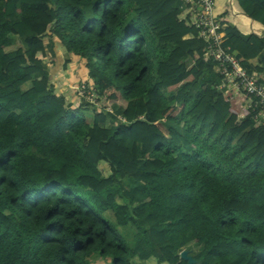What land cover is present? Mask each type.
Listing matches in <instances>:
<instances>
[{
    "label": "trees",
    "instance_id": "trees-1",
    "mask_svg": "<svg viewBox=\"0 0 264 264\" xmlns=\"http://www.w3.org/2000/svg\"><path fill=\"white\" fill-rule=\"evenodd\" d=\"M234 3L264 29V0ZM181 6L0 0V264H189L179 252L192 242L200 264H264V125L244 97L214 89V63ZM226 36L244 67L264 71L250 63L264 36L231 23ZM46 37L114 113L66 107Z\"/></svg>",
    "mask_w": 264,
    "mask_h": 264
},
{
    "label": "built area",
    "instance_id": "built-area-1",
    "mask_svg": "<svg viewBox=\"0 0 264 264\" xmlns=\"http://www.w3.org/2000/svg\"><path fill=\"white\" fill-rule=\"evenodd\" d=\"M181 17L190 20L198 31V39L206 43L205 54L214 63V89L244 97L245 108L250 112L254 125H264V71H249L240 63L236 51L225 44L229 23L217 11L215 0H182ZM76 91L84 106L114 113L111 107H103L92 82L78 83ZM118 117L125 121L122 116Z\"/></svg>",
    "mask_w": 264,
    "mask_h": 264
},
{
    "label": "rangeland",
    "instance_id": "rangeland-1",
    "mask_svg": "<svg viewBox=\"0 0 264 264\" xmlns=\"http://www.w3.org/2000/svg\"><path fill=\"white\" fill-rule=\"evenodd\" d=\"M130 2H133V0H129ZM226 6V10L229 12V15L227 16V19L229 20V22L232 25H235L231 22V17L234 19V15H233V11H239L238 8L236 7L235 3L230 4V1L228 0L225 3ZM138 17V16H137ZM139 18V17H138ZM138 20V19H137ZM141 23H143L144 25L147 26V22L144 19L139 18V20ZM53 39V40H52ZM46 43L48 45V49H49V53L52 50L56 51V55L58 57V60L55 61L56 64L53 62L52 66L51 65V61L50 60H46L45 63L47 65V69H49V71L51 69L55 70V72L57 73V76H52L51 79V83L53 85V90L55 92V94L60 95V96H65L66 99V107H70V108H77L80 105H83V102H81V100L78 99V94L76 91V86L78 85V83H82V82H88L89 84L91 83L90 79L86 78L87 76V71L85 69L82 68L80 62H77V59H73V60H69V58L71 57V53L67 52V50L65 49V47H63L62 45L59 44V42L54 39V38H50V37H46ZM18 41L15 38H10V46L6 48V51H12L17 47ZM50 61V62H49ZM52 75V73H51ZM207 78H213V74H206L204 79ZM76 80H78L77 82H75ZM75 82V83H74ZM201 84V82L197 83V86H199ZM31 86V82H27L24 86H23V90L29 88ZM196 86V88H197ZM195 91V90H194ZM66 93H69L70 96H66ZM195 98L191 101V103L189 104L188 108H191L194 103H195ZM88 109L86 112L87 118L89 121H92V117H93V110ZM190 119V118H189ZM192 122H194L197 126L200 127V124L195 122L193 119H190ZM104 174L106 175L107 172L105 171ZM122 185H124L126 188H133L137 185H139L138 182L132 180V179H123L121 180ZM108 216V215H107ZM110 217V216H108ZM120 230V232L122 234H124L126 237H128L129 239H132L133 237V229L129 226H119L118 228ZM184 249H187L190 251L191 255H195L199 252V250L201 249L199 246H197L195 243H189L188 245L185 246ZM135 262L136 264H143V261L136 259L135 258ZM102 260L99 258H96L94 260V264H102Z\"/></svg>",
    "mask_w": 264,
    "mask_h": 264
},
{
    "label": "crops",
    "instance_id": "crops-1",
    "mask_svg": "<svg viewBox=\"0 0 264 264\" xmlns=\"http://www.w3.org/2000/svg\"><path fill=\"white\" fill-rule=\"evenodd\" d=\"M228 0H215V3H216V7H217V11L219 13H222L223 15V18H225V16H228L229 12L226 10V6H225V3L227 2ZM230 1V4H233L234 3V0H229ZM233 11V15H234V19L231 17V22L233 24H235V26H237L240 31L242 32V34L247 37L249 36L252 32H256L258 33L259 35H262L264 36V29L263 27L261 26L260 23L258 22H254L253 20L247 18L242 12L240 11ZM230 15V14H229ZM231 16V15H230ZM50 60V58L48 59ZM51 61V60H50ZM49 61V62H50ZM52 66V62H50ZM250 63L253 65V66H260V67H264V51L262 53V57H257V58H254V59H251L250 60ZM56 64V63H55ZM61 70V69H60ZM58 72H53L52 75H51V79H52V76H57V73ZM88 77L86 76L85 79H87ZM78 80H76L75 82H77ZM74 82V83H75ZM66 96H70L69 93H66ZM73 97V96H72ZM71 97V98H72ZM67 99V98H66Z\"/></svg>",
    "mask_w": 264,
    "mask_h": 264
},
{
    "label": "water",
    "instance_id": "water-1",
    "mask_svg": "<svg viewBox=\"0 0 264 264\" xmlns=\"http://www.w3.org/2000/svg\"><path fill=\"white\" fill-rule=\"evenodd\" d=\"M179 257L187 261L189 264H200V262H197V260L190 254V251L187 249H183L179 253Z\"/></svg>",
    "mask_w": 264,
    "mask_h": 264
},
{
    "label": "clouds",
    "instance_id": "clouds-1",
    "mask_svg": "<svg viewBox=\"0 0 264 264\" xmlns=\"http://www.w3.org/2000/svg\"><path fill=\"white\" fill-rule=\"evenodd\" d=\"M180 18H182V17L180 16ZM224 19H225V18H224ZM227 22H228V21H227ZM228 23L230 24V22H228ZM261 36H262V35H261ZM92 83H93V82H92ZM64 97H65V96H64ZM65 98H66V97H65ZM182 250H183V249H182ZM182 250H181V251H182ZM181 251H180V252H181ZM180 252H179V253H180Z\"/></svg>",
    "mask_w": 264,
    "mask_h": 264
}]
</instances>
